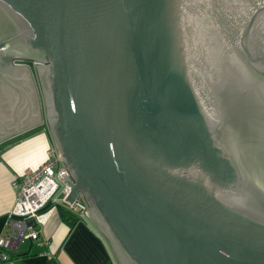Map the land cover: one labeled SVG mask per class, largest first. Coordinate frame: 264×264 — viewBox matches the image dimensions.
Listing matches in <instances>:
<instances>
[{
	"label": "water",
	"instance_id": "95a60500",
	"mask_svg": "<svg viewBox=\"0 0 264 264\" xmlns=\"http://www.w3.org/2000/svg\"><path fill=\"white\" fill-rule=\"evenodd\" d=\"M42 114L117 264H264V0H0V142Z\"/></svg>",
	"mask_w": 264,
	"mask_h": 264
},
{
	"label": "crops",
	"instance_id": "0c3cea01",
	"mask_svg": "<svg viewBox=\"0 0 264 264\" xmlns=\"http://www.w3.org/2000/svg\"><path fill=\"white\" fill-rule=\"evenodd\" d=\"M40 119L0 142V232L15 201L17 184L13 182L25 169L40 164L47 151L55 153L44 114ZM26 222L32 224L33 220L27 218ZM35 227L38 239L20 241L8 251L11 262L7 264H117L107 240L86 215L69 226L57 208Z\"/></svg>",
	"mask_w": 264,
	"mask_h": 264
},
{
	"label": "built area",
	"instance_id": "2783aa9c",
	"mask_svg": "<svg viewBox=\"0 0 264 264\" xmlns=\"http://www.w3.org/2000/svg\"><path fill=\"white\" fill-rule=\"evenodd\" d=\"M62 170L65 171V167L61 156L49 150L40 164L25 169L18 181L13 182L17 184L15 201L0 232V264L11 262L8 251L14 250L23 239H38L39 229L35 225L41 223L52 210L63 207L78 216L85 215V204L65 199L69 186L60 176ZM47 204L49 206L43 210ZM27 218H31L33 223L27 224Z\"/></svg>",
	"mask_w": 264,
	"mask_h": 264
},
{
	"label": "trees",
	"instance_id": "16d2710c",
	"mask_svg": "<svg viewBox=\"0 0 264 264\" xmlns=\"http://www.w3.org/2000/svg\"><path fill=\"white\" fill-rule=\"evenodd\" d=\"M49 206V204H47L45 207H43V210L46 209ZM60 214H61V218L67 222L69 224V226H72L73 223L78 219V215L75 214L72 211H69L63 207H58Z\"/></svg>",
	"mask_w": 264,
	"mask_h": 264
},
{
	"label": "flooded vegetation",
	"instance_id": "af4514ba",
	"mask_svg": "<svg viewBox=\"0 0 264 264\" xmlns=\"http://www.w3.org/2000/svg\"><path fill=\"white\" fill-rule=\"evenodd\" d=\"M14 60V59H13ZM16 60V59H15ZM16 62V61H15ZM18 62V61H17ZM16 62V63H17ZM19 63V62H18ZM264 133V131L262 132ZM263 138L261 139V142L260 144L257 146V150H259V155H258V162H260V165L261 163H264V162H261L262 159H264V134H262Z\"/></svg>",
	"mask_w": 264,
	"mask_h": 264
}]
</instances>
